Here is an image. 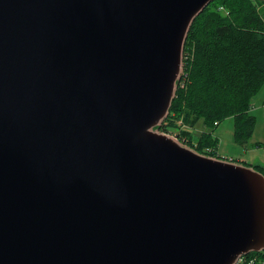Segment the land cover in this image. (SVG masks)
Returning a JSON list of instances; mask_svg holds the SVG:
<instances>
[{
    "label": "water",
    "instance_id": "water-1",
    "mask_svg": "<svg viewBox=\"0 0 264 264\" xmlns=\"http://www.w3.org/2000/svg\"><path fill=\"white\" fill-rule=\"evenodd\" d=\"M214 0H0V264H234L264 174L156 130Z\"/></svg>",
    "mask_w": 264,
    "mask_h": 264
},
{
    "label": "trees",
    "instance_id": "trees-1",
    "mask_svg": "<svg viewBox=\"0 0 264 264\" xmlns=\"http://www.w3.org/2000/svg\"><path fill=\"white\" fill-rule=\"evenodd\" d=\"M261 7L264 0H214L196 17L183 52L185 87L176 91L167 118L156 128L158 132L171 134L183 131L182 126L202 125L204 130L196 141L187 131L178 135V140L183 142L187 137L183 143L188 148L216 158L219 141L213 137L214 131L232 118L234 140L247 146L256 127L250 106L264 89Z\"/></svg>",
    "mask_w": 264,
    "mask_h": 264
},
{
    "label": "rangeland",
    "instance_id": "rangeland-1",
    "mask_svg": "<svg viewBox=\"0 0 264 264\" xmlns=\"http://www.w3.org/2000/svg\"><path fill=\"white\" fill-rule=\"evenodd\" d=\"M260 11L263 14L264 7H261ZM250 112L256 118V127L253 137L247 146L244 147L236 143L234 140V120L228 118L215 129L213 134V137L217 138L219 141L217 156L222 157V159L225 158L226 160L232 158L235 160H241L243 162L242 165L256 167L258 170L264 172V89L253 100V103L250 106ZM186 128L189 129L187 132L194 135L195 141L197 136L204 130L202 125H198L197 128H191L188 126H186ZM183 131H175L174 133L167 135L177 140L178 138L176 136L181 135ZM188 140L187 137L184 139L185 142ZM212 151V148L207 149L208 153H211Z\"/></svg>",
    "mask_w": 264,
    "mask_h": 264
},
{
    "label": "built area",
    "instance_id": "built-area-1",
    "mask_svg": "<svg viewBox=\"0 0 264 264\" xmlns=\"http://www.w3.org/2000/svg\"><path fill=\"white\" fill-rule=\"evenodd\" d=\"M186 65L184 62V56H183V60H182V67H181V72L179 75V79L176 83V90L178 89H182L185 87V76H187V72H186ZM184 131H189L188 128H186V126H182ZM177 137V136H176ZM178 138V137H177ZM234 264H264V251L258 253V255H244L240 258L237 259V261Z\"/></svg>",
    "mask_w": 264,
    "mask_h": 264
},
{
    "label": "crops",
    "instance_id": "crops-1",
    "mask_svg": "<svg viewBox=\"0 0 264 264\" xmlns=\"http://www.w3.org/2000/svg\"><path fill=\"white\" fill-rule=\"evenodd\" d=\"M220 157V156H219ZM220 158H222V157H220ZM227 160H229V161H233V162H236V163H238V164H243V162L241 161V160H235V159H227ZM252 168H254V167H252Z\"/></svg>",
    "mask_w": 264,
    "mask_h": 264
},
{
    "label": "bare ground",
    "instance_id": "bare-ground-1",
    "mask_svg": "<svg viewBox=\"0 0 264 264\" xmlns=\"http://www.w3.org/2000/svg\"><path fill=\"white\" fill-rule=\"evenodd\" d=\"M228 162V161H227ZM231 163H234V164H238V163H236V162H231ZM238 165H242V164H238ZM243 166H245V165H243ZM247 167V166H246ZM254 169V168H253Z\"/></svg>",
    "mask_w": 264,
    "mask_h": 264
}]
</instances>
